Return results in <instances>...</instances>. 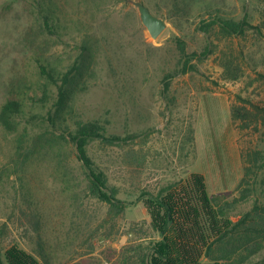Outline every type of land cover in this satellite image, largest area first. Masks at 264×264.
Here are the masks:
<instances>
[{"label":"rangeland","instance_id":"rangeland-1","mask_svg":"<svg viewBox=\"0 0 264 264\" xmlns=\"http://www.w3.org/2000/svg\"><path fill=\"white\" fill-rule=\"evenodd\" d=\"M45 5L68 35L42 29ZM217 9L235 18L247 12L257 28L241 37H225L216 25L199 30ZM147 12L164 21L157 35L144 21ZM176 36L189 53L200 54L209 42L211 52L193 59L163 93L162 78L181 57ZM84 37L94 57L65 118L98 119L106 134L127 138L88 146L126 207L113 215L88 193L72 144L50 143L65 151L60 163L50 153L21 163L22 126L11 132L0 124L1 249L16 244L44 264L40 254L48 264H141L160 236L140 194H157L194 173L231 221L256 202L264 205V0H0V107L18 95V85L27 114L46 113L57 93L39 73L36 53L65 68Z\"/></svg>","mask_w":264,"mask_h":264},{"label":"trees","instance_id":"trees-1","mask_svg":"<svg viewBox=\"0 0 264 264\" xmlns=\"http://www.w3.org/2000/svg\"><path fill=\"white\" fill-rule=\"evenodd\" d=\"M40 11V26L45 32L51 35L70 33L65 31L67 26L49 7L41 6ZM215 13L214 18L202 20L198 29L209 33L210 28L216 25L225 37H241L250 29L257 28L247 12L240 18L224 16L218 9ZM174 40L181 57L176 68L164 74L163 93L168 91L173 77L184 74L193 67V59L204 58L211 52L210 42L197 54L187 52L186 43L180 37L176 36ZM93 57L88 37H84L78 44L77 54L70 57L65 68L60 69L58 62L36 53L35 63L39 73L48 84L56 87L54 103L46 113L29 116L27 104L17 85L13 93L18 95L10 96L0 107V124L11 132L18 131L22 126L23 131L17 137L16 148L17 158L21 163L32 161L41 153H50L59 162L66 158L65 151L56 150L50 144L52 140L72 144L75 157L81 162L87 179L88 193L108 203L110 213L118 215L125 209L126 201L118 198L115 187L109 186L106 172L90 156L88 146L96 140L114 143L127 138L106 134V128L98 119L79 118L70 122V118H65L76 81L82 77L81 71L93 61ZM238 112L236 108H232L234 121L237 120ZM256 154L258 156L259 152ZM57 166L61 167L59 164ZM250 169L247 168L246 174ZM242 181L247 180L244 177ZM139 199L145 202L151 215V226L160 236L144 250L140 256L141 264H264L263 204L256 202L238 220L231 221L225 217L222 206L216 203L215 196L209 195L204 177L198 173L192 174L180 184L164 186L157 194L142 192ZM219 222L222 226H219ZM32 225L37 223L32 222ZM35 228L38 231L36 226ZM40 256L48 264L45 255ZM3 260L7 264H44L16 244L4 250L0 248V264Z\"/></svg>","mask_w":264,"mask_h":264},{"label":"water","instance_id":"water-1","mask_svg":"<svg viewBox=\"0 0 264 264\" xmlns=\"http://www.w3.org/2000/svg\"><path fill=\"white\" fill-rule=\"evenodd\" d=\"M143 18L149 31L153 35L159 34L161 30L164 28L165 24L163 19L151 14L150 12H147V14L143 16Z\"/></svg>","mask_w":264,"mask_h":264}]
</instances>
